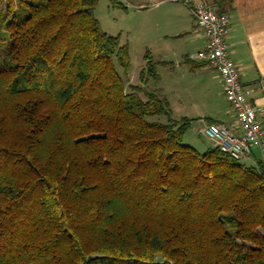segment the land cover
Masks as SVG:
<instances>
[{
  "label": "trees",
  "instance_id": "16d2710c",
  "mask_svg": "<svg viewBox=\"0 0 264 264\" xmlns=\"http://www.w3.org/2000/svg\"><path fill=\"white\" fill-rule=\"evenodd\" d=\"M98 1L0 0V264H264L263 162L187 145Z\"/></svg>",
  "mask_w": 264,
  "mask_h": 264
},
{
  "label": "crops",
  "instance_id": "0c3cea01",
  "mask_svg": "<svg viewBox=\"0 0 264 264\" xmlns=\"http://www.w3.org/2000/svg\"><path fill=\"white\" fill-rule=\"evenodd\" d=\"M194 1L208 5L215 2ZM137 2L142 9L156 13V28L161 32L162 55L159 60L163 64L162 70L166 71V79H162L161 73L157 74L158 85L153 92L168 103L173 119L190 121L184 138L189 139L190 144L187 145L200 152L215 147L200 133L205 123L220 124L240 135L234 111L224 97L219 76L193 57L194 51L198 53L205 48L206 41L185 0ZM226 14L230 18L227 39L230 57L240 71L242 84L250 90L249 99L258 110L257 118L264 130V0H233L226 8ZM213 81L218 86L211 92ZM257 151L253 152L252 147V155L241 162L248 167H256L261 161L260 152Z\"/></svg>",
  "mask_w": 264,
  "mask_h": 264
},
{
  "label": "built area",
  "instance_id": "2783aa9c",
  "mask_svg": "<svg viewBox=\"0 0 264 264\" xmlns=\"http://www.w3.org/2000/svg\"><path fill=\"white\" fill-rule=\"evenodd\" d=\"M196 26L203 32L205 48L194 58L205 63L219 76L223 94L234 111L240 135L217 123L204 124L202 136L237 161L252 155L256 147L264 164V130L257 118V108L250 101V90L240 80V71L230 57L228 35L230 18L217 7L202 1L185 0Z\"/></svg>",
  "mask_w": 264,
  "mask_h": 264
},
{
  "label": "rangeland",
  "instance_id": "374dc122",
  "mask_svg": "<svg viewBox=\"0 0 264 264\" xmlns=\"http://www.w3.org/2000/svg\"><path fill=\"white\" fill-rule=\"evenodd\" d=\"M139 6L137 0H99L94 9V15L101 30L111 36H119L122 44H128L130 47L129 80L130 84L134 85L140 84L139 77L145 67L146 51L151 53L156 63L158 62L157 74L161 73L162 79H166V71L162 70L163 64H160L159 60L162 55V40L161 32L156 28V13L144 10ZM2 8H5L4 3ZM194 54L197 53L194 51ZM156 85H158L157 81L150 80L145 91L153 92ZM217 86L218 83L213 81L210 91L212 92ZM159 120L165 121L164 118ZM206 141L208 140L206 139ZM185 143L190 144L188 138ZM257 150L256 147H253V152Z\"/></svg>",
  "mask_w": 264,
  "mask_h": 264
}]
</instances>
